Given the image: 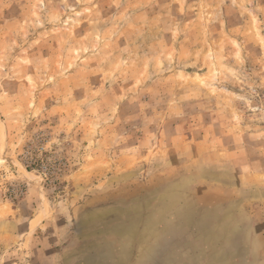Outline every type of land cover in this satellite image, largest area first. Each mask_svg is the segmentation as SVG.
Wrapping results in <instances>:
<instances>
[{"label":"rangeland","instance_id":"1","mask_svg":"<svg viewBox=\"0 0 264 264\" xmlns=\"http://www.w3.org/2000/svg\"><path fill=\"white\" fill-rule=\"evenodd\" d=\"M0 264H264V0H0Z\"/></svg>","mask_w":264,"mask_h":264}]
</instances>
